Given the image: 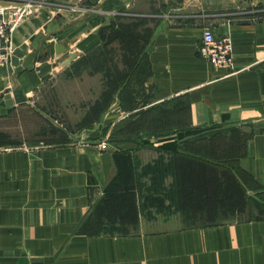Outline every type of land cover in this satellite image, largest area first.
I'll return each instance as SVG.
<instances>
[{"label":"crops","instance_id":"crops-1","mask_svg":"<svg viewBox=\"0 0 264 264\" xmlns=\"http://www.w3.org/2000/svg\"><path fill=\"white\" fill-rule=\"evenodd\" d=\"M5 2L28 3L34 13L9 32L12 67L0 66V78L12 88L14 105L0 106L1 116L30 107L53 125L31 101L53 75V61L66 58L67 52L56 54L53 46L68 45L78 60L100 45V29L115 17L143 20L140 28L150 30V74L146 105L138 108L160 106L171 113L168 123L177 120L182 129L220 126L230 136H240L243 155L237 167L246 196L261 214L185 226V215L173 213L176 200H163L160 204L169 207L164 212L149 204L147 219L142 214L145 200L137 197L135 229L86 231L83 225L96 202L105 199L118 176L115 155L126 152L135 163L128 167L132 174L141 173L161 153L155 149L140 160L146 151L134 138L103 149L100 134L55 126V139L64 142L47 138L0 148V264H264V0H0ZM205 28L214 37L231 38L232 68L215 67L199 56ZM33 50L35 56L47 51L50 56L12 80L14 69ZM116 105L115 100L103 116L110 125L139 111ZM140 181L151 183L150 176ZM162 183L169 189L173 177L166 175Z\"/></svg>","mask_w":264,"mask_h":264},{"label":"trees","instance_id":"trees-1","mask_svg":"<svg viewBox=\"0 0 264 264\" xmlns=\"http://www.w3.org/2000/svg\"><path fill=\"white\" fill-rule=\"evenodd\" d=\"M121 19L115 17L109 25L102 27L99 31L100 45L69 66L73 67L84 59L87 60L93 51L104 50L112 42H117L121 46L120 49L127 53L123 56L124 70L118 71L113 65L112 74L108 75L109 78L112 76V80L106 83L107 89L102 92L101 100L89 109L92 122L95 121L93 116H98L109 108L115 96L122 106V100L127 99L125 93L128 81L142 71V64L146 67V78L150 74L146 52L150 30L143 28L144 32H140L143 20L121 22ZM140 104L130 108L122 106L126 111L131 112L135 109L139 111L119 122V127L107 141L117 147L124 142H133L134 138L138 140L137 147L156 144L154 147L161 155L153 164L144 165L141 173L132 174L129 173L128 167L135 163L133 164L130 157L124 155L126 152L115 155L118 176L109 185L105 199L96 202L93 212L83 225L86 231L125 232L123 230L129 225H135L136 198L144 199L142 191L145 190L147 193L149 190L143 189L145 182L140 181V178L145 176H150L151 183L148 188L153 190L156 196L159 194L160 199L176 200L175 205H180L184 210L192 211L211 204L215 207L216 204L222 205V203L226 204L227 208L241 209L248 202L254 203L246 196L242 184V172L237 167V161L243 155L240 136L236 134L230 136L228 130H219L220 126L182 129L185 126L177 120L172 124L168 123L166 118H169V112L164 108L159 106L142 110L143 108L138 107H144L146 101L144 105ZM94 109L96 112L92 114ZM187 137L190 138L183 140ZM150 138H153L154 142H151ZM10 142L12 143L6 134L0 132V148L11 144ZM166 153L169 154L167 161ZM168 174L173 177V183L169 189H166L161 185ZM133 175H136L135 181ZM160 201L162 203L163 200Z\"/></svg>","mask_w":264,"mask_h":264},{"label":"rangeland","instance_id":"rangeland-1","mask_svg":"<svg viewBox=\"0 0 264 264\" xmlns=\"http://www.w3.org/2000/svg\"><path fill=\"white\" fill-rule=\"evenodd\" d=\"M139 30H141V33L144 32L143 28ZM120 47L117 42H112L104 50L93 51L87 60L84 59L73 67H62L58 64L60 63L59 60L53 61L51 68H54L57 73L46 78L43 85L31 98L34 105L37 108L41 107L46 112V115L52 119L53 125L47 124L48 121L37 115L30 107H24L12 115H0V132L6 134L8 140L12 141V143L10 142L11 144L5 145L3 148L15 147L21 143L37 139L42 141L49 139L53 143L64 142L55 139L57 138L55 136H59L57 130H55L58 126L74 132H95V134H100L103 137L99 142L100 147L102 141H106L105 143L107 144V140L111 137L110 135L119 127L118 124L110 125L106 119L103 120V116L107 115L108 109L98 116H93L95 121L92 122L91 115H89L91 110L89 109L93 105H97V102L101 100L102 92L107 89L106 83L108 80H112V76L109 78L108 75L112 74L113 65L116 66L118 71L124 70L123 56L127 53ZM102 54L104 55L101 58ZM146 74V67H143L142 64V71L138 72V75H134L135 77L132 76L128 81V88H126L127 92L125 93L127 99L122 100V106L130 108L135 104H143L144 101H147L148 91L145 83L148 77L146 78ZM115 100L117 101L116 106L124 110L118 102L117 96L113 98L112 103ZM93 112H96V109L92 111V114ZM52 136L53 138H50ZM138 148L146 151L145 155L143 153L140 154V160L147 159L151 155L150 151L155 150V147L150 145H142ZM149 186V183L145 182V188L143 189L149 190L147 193L145 190V193L142 191L143 189L141 190L145 200V205L142 206V214L147 219L151 218L148 210L149 204H155L157 209L163 212L169 210V207H166L164 203L160 204V200L166 199H160L159 194L156 196L154 191L148 188ZM162 193L166 195L164 192ZM224 206L226 208H223ZM175 212L185 215L186 218L181 221L182 225L185 226L220 224L225 222V219L243 220L261 214L249 202L241 209L227 208V205L222 203V205L216 204L215 207H213V204L211 206L206 205L203 208L192 209V211L184 210L180 205H175L173 213ZM197 216L200 218H197ZM128 227L123 231L130 232V229H135L136 226L129 225Z\"/></svg>","mask_w":264,"mask_h":264},{"label":"built area","instance_id":"built-area-1","mask_svg":"<svg viewBox=\"0 0 264 264\" xmlns=\"http://www.w3.org/2000/svg\"><path fill=\"white\" fill-rule=\"evenodd\" d=\"M34 13L33 5L16 3L0 4V66H11L13 45L9 32L16 28L25 18ZM233 42L227 35L214 37L210 29L202 31L200 39L199 56L215 67L233 66ZM106 141H102L101 147H107Z\"/></svg>","mask_w":264,"mask_h":264},{"label":"water","instance_id":"water-1","mask_svg":"<svg viewBox=\"0 0 264 264\" xmlns=\"http://www.w3.org/2000/svg\"><path fill=\"white\" fill-rule=\"evenodd\" d=\"M96 10L97 9H94L93 11H96ZM79 20H81V19L79 18V19H76L74 21L68 22L65 26H63L62 30H64L66 28V26H70L71 24H73ZM55 34H56V32L54 34L49 35L47 38H49L50 36H53ZM53 48H54V52L56 54H61V53L67 52L65 60L61 61L59 63V66H62V67L68 66L71 62L75 61L79 56L76 53L70 52V47L68 45L55 44L53 46ZM35 53H36L35 50L31 51L30 53L27 54V56L24 58V60H22L19 63V65L14 69V75L12 76V80H15L17 74H19L23 70L32 69L34 62L44 60L46 58H49V56H50L49 51H47L44 55L35 56ZM55 73H57V71L53 70V74H55ZM11 91H12V88L6 86L5 82L0 78V98L3 99L0 102V106L5 107V108H11L14 105L13 100L11 99V96H10Z\"/></svg>","mask_w":264,"mask_h":264}]
</instances>
